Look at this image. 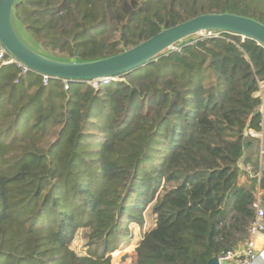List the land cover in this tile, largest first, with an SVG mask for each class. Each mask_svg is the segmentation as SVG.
I'll return each mask as SVG.
<instances>
[{"label":"trees","instance_id":"trees-1","mask_svg":"<svg viewBox=\"0 0 264 264\" xmlns=\"http://www.w3.org/2000/svg\"><path fill=\"white\" fill-rule=\"evenodd\" d=\"M264 25V0H23L44 54L94 61L207 14ZM264 48L190 37L109 84L0 64V264H111L155 227L135 264H209L246 244L264 175L239 184L250 130L264 129ZM259 194V195H258ZM81 233L86 255L73 249Z\"/></svg>","mask_w":264,"mask_h":264},{"label":"water","instance_id":"water-1","mask_svg":"<svg viewBox=\"0 0 264 264\" xmlns=\"http://www.w3.org/2000/svg\"><path fill=\"white\" fill-rule=\"evenodd\" d=\"M22 3L23 0H0V43L9 55L23 64L29 72L47 76L51 80L109 84L152 63L178 44L185 43L190 37L202 36L209 32L230 34L234 38L241 37L245 40L251 39L264 48L262 23L232 13H209L163 30L151 39L110 58L94 61H82L78 58L66 60L51 57L35 49L18 33L17 23L21 24V22L17 8ZM21 26L25 31L22 24ZM261 203L264 208V196ZM209 264L226 263H221L215 258Z\"/></svg>","mask_w":264,"mask_h":264},{"label":"built area","instance_id":"built-area-1","mask_svg":"<svg viewBox=\"0 0 264 264\" xmlns=\"http://www.w3.org/2000/svg\"><path fill=\"white\" fill-rule=\"evenodd\" d=\"M219 33L216 32H209L205 35H203L204 38L209 37H218ZM0 64L2 66L6 65H15L19 68L22 75H25V73L29 72L28 69L21 64L20 62L16 61L9 53L6 51V49L2 46L0 43ZM44 78V84L47 85L48 82L51 80L47 76H43ZM66 86L65 89H68V82H65ZM260 91L258 93V96L261 99L262 102V109H264V82L259 83ZM254 137H256L260 141V145L262 146V151L264 150V129L261 133H254ZM248 171V170H247ZM250 172V171H249ZM257 178L258 181L261 180L262 176H253L250 177V180ZM261 196L256 201L255 208H256V215L250 225L249 232H248V240L247 243L244 244L242 247L234 251V253L228 254L226 257H222L219 259V262L221 263H228L229 261H236L237 264H257V261H255V255H256V241L255 238L264 233V208L262 207L261 203Z\"/></svg>","mask_w":264,"mask_h":264},{"label":"rangeland","instance_id":"rangeland-1","mask_svg":"<svg viewBox=\"0 0 264 264\" xmlns=\"http://www.w3.org/2000/svg\"><path fill=\"white\" fill-rule=\"evenodd\" d=\"M17 30L18 33L25 39L27 42H29L35 49L37 48L39 51L43 52L41 47L35 44V42L30 39V37L27 35L26 31L22 28L21 24L17 23ZM195 38H203V35L195 36ZM177 46H175L176 48ZM174 48V49H175ZM172 50V49H171ZM97 84H93L95 87ZM152 208L144 214V227L141 228L138 225H132L130 227V233L133 235V238L130 240L129 244L122 245L117 251H115L113 254H111L112 263L111 264H135V251L138 248V243L142 239L143 235L153 229L155 227L154 222V215L152 213ZM73 249L79 254V255H86L88 253V247L85 246V243L82 239L81 233H79L76 238L73 241Z\"/></svg>","mask_w":264,"mask_h":264},{"label":"crops","instance_id":"crops-1","mask_svg":"<svg viewBox=\"0 0 264 264\" xmlns=\"http://www.w3.org/2000/svg\"><path fill=\"white\" fill-rule=\"evenodd\" d=\"M254 130H250L246 137V147L242 159L238 162L240 167L239 184L241 187H248L251 185L250 177L264 175V150L260 141L254 137ZM248 170V171H247ZM250 171V172H249ZM259 195V194H258ZM261 196V201H262ZM260 198L258 196L257 200ZM256 241V255L255 261L257 264H264V233L255 238ZM226 264H237L235 261H229Z\"/></svg>","mask_w":264,"mask_h":264}]
</instances>
